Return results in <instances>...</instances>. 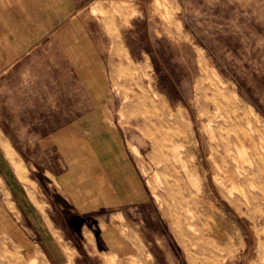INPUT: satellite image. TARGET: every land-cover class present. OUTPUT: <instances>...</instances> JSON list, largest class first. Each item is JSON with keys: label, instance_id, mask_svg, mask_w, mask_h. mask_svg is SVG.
Listing matches in <instances>:
<instances>
[{"label": "rangeland", "instance_id": "1", "mask_svg": "<svg viewBox=\"0 0 264 264\" xmlns=\"http://www.w3.org/2000/svg\"><path fill=\"white\" fill-rule=\"evenodd\" d=\"M35 2L21 0L35 25L3 26L0 48L97 52L88 63L105 68L107 114L150 197L100 212L93 233L61 234L46 216L55 185L15 154L24 176L0 172V204L39 251L0 234V264H264V0H71L69 14L70 0ZM45 5L51 24L39 27ZM33 28L38 38L22 40ZM173 120L185 131L175 150Z\"/></svg>", "mask_w": 264, "mask_h": 264}, {"label": "crops", "instance_id": "2", "mask_svg": "<svg viewBox=\"0 0 264 264\" xmlns=\"http://www.w3.org/2000/svg\"><path fill=\"white\" fill-rule=\"evenodd\" d=\"M27 1L37 9L36 0ZM76 9L71 2L67 14ZM41 13L39 27L51 24V8L45 5ZM34 16L33 11L24 12L21 0H0V44L6 39L3 26L25 23L21 18L35 25ZM90 54L98 56L0 48V172L6 176L10 170L19 178L16 167L21 166L14 156L22 154L58 193L60 203H52L46 215L49 229L64 234L73 225L82 237L101 227L100 212L135 207L150 197L124 133L107 114L105 68L95 61L89 64ZM35 154H43V161ZM18 227L0 204V234L24 254L37 253V244ZM64 264L80 263L65 258Z\"/></svg>", "mask_w": 264, "mask_h": 264}, {"label": "bare ground", "instance_id": "3", "mask_svg": "<svg viewBox=\"0 0 264 264\" xmlns=\"http://www.w3.org/2000/svg\"><path fill=\"white\" fill-rule=\"evenodd\" d=\"M164 12V11H163ZM162 13V12H161ZM165 15V13H163ZM168 15V14H167ZM219 88L216 89L215 91V96L219 97L220 99H223V100H226L227 102L230 103L231 107H230V111L232 112L233 114V117H234V120L237 121V122H247L248 119H247V113L241 109L239 110L237 105L234 103V101H230L229 99L225 98L222 94V92H220L218 90ZM153 93V92H152ZM251 109V108H250ZM252 110V109H251ZM227 118L221 120V123L219 124V127L220 128H223L225 130H229L230 127L232 126L233 122L232 120L230 119V115H227L226 116ZM213 118V117H212ZM172 126H173V129L171 131V140L173 141V148L175 150L176 147H178L179 145V142L181 141V139L184 137L185 138V131L183 129V125L180 124L177 120H173L172 121ZM236 126V125H235ZM212 130V129H211ZM234 132H237V131H234ZM211 133V132H210ZM212 135V134H211ZM188 139V138H187ZM189 140V139H188ZM179 148V147H178ZM135 150V153L138 154V151H137V148L135 147L134 148ZM243 151V149H242ZM239 153V152H237ZM244 154V151L241 152ZM242 154V155H243ZM180 155V154H179ZM241 155V154H240ZM244 156V155H243ZM244 163H249V161L247 162H244ZM249 166L251 164H248ZM211 169V168H210ZM16 172L18 173V175L20 177H23V170L21 167H16ZM247 178V175L243 176V180ZM256 187V186H255ZM136 259V258H135ZM151 259V258H150ZM139 263V262H138ZM131 264H136L134 261L131 262Z\"/></svg>", "mask_w": 264, "mask_h": 264}]
</instances>
